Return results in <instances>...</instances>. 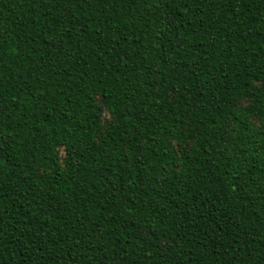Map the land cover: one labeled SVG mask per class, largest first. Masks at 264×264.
Segmentation results:
<instances>
[{
	"label": "trees",
	"instance_id": "16d2710c",
	"mask_svg": "<svg viewBox=\"0 0 264 264\" xmlns=\"http://www.w3.org/2000/svg\"><path fill=\"white\" fill-rule=\"evenodd\" d=\"M0 264H264V0H0Z\"/></svg>",
	"mask_w": 264,
	"mask_h": 264
}]
</instances>
